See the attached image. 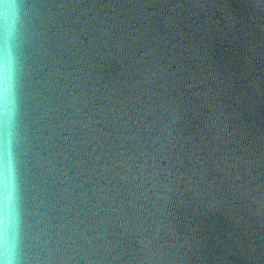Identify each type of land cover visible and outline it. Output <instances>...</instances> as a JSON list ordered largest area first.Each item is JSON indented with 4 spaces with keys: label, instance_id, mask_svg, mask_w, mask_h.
Masks as SVG:
<instances>
[{
    "label": "water",
    "instance_id": "95a60500",
    "mask_svg": "<svg viewBox=\"0 0 264 264\" xmlns=\"http://www.w3.org/2000/svg\"><path fill=\"white\" fill-rule=\"evenodd\" d=\"M21 7L18 264H264V0Z\"/></svg>",
    "mask_w": 264,
    "mask_h": 264
},
{
    "label": "clouds",
    "instance_id": "9594fccd",
    "mask_svg": "<svg viewBox=\"0 0 264 264\" xmlns=\"http://www.w3.org/2000/svg\"><path fill=\"white\" fill-rule=\"evenodd\" d=\"M22 18L21 0H0V156L3 158L5 173L14 172L13 144L18 114V57L16 38ZM8 205L17 210V196H12ZM16 223L9 227L0 215V264H18L19 242L15 233Z\"/></svg>",
    "mask_w": 264,
    "mask_h": 264
},
{
    "label": "snow or ice",
    "instance_id": "6c2138e0",
    "mask_svg": "<svg viewBox=\"0 0 264 264\" xmlns=\"http://www.w3.org/2000/svg\"><path fill=\"white\" fill-rule=\"evenodd\" d=\"M11 176V169L9 168L7 170V175L5 173L3 158L0 156V183H2L4 180L8 179Z\"/></svg>",
    "mask_w": 264,
    "mask_h": 264
}]
</instances>
